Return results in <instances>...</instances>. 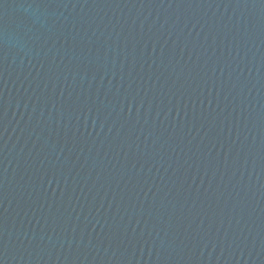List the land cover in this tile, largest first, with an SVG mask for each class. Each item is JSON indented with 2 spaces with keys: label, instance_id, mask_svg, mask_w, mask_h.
Instances as JSON below:
<instances>
[{
  "label": "water",
  "instance_id": "obj_1",
  "mask_svg": "<svg viewBox=\"0 0 264 264\" xmlns=\"http://www.w3.org/2000/svg\"><path fill=\"white\" fill-rule=\"evenodd\" d=\"M0 264H264V0H0Z\"/></svg>",
  "mask_w": 264,
  "mask_h": 264
}]
</instances>
